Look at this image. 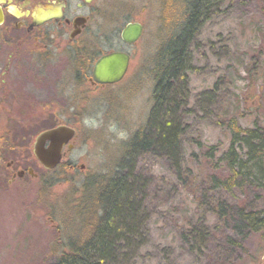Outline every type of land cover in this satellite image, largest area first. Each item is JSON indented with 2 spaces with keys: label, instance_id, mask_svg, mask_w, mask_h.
<instances>
[{
  "label": "rangeland",
  "instance_id": "1",
  "mask_svg": "<svg viewBox=\"0 0 264 264\" xmlns=\"http://www.w3.org/2000/svg\"><path fill=\"white\" fill-rule=\"evenodd\" d=\"M105 1L103 14L119 22L104 30V38H110L115 28L120 32L126 23L142 27L135 46H123L116 40L104 44V49L131 55L135 75L121 85L87 95L88 117L79 124L75 147L53 171H44L18 137L25 132L32 143L40 129L53 123H7L17 140V149H7L6 160L19 158L30 164L36 179L16 178L10 182L16 168L6 170V162H0V264H54L69 242L82 243L90 236L101 215L96 210L93 193L97 187L92 180L113 174L132 133L145 128L154 72L161 66L160 52L164 50L168 56L172 51V42L184 30L194 2ZM206 10L185 46L189 56L188 100L181 117L185 131L181 144L183 166L191 174L184 173L187 178L181 180L166 158L152 154L139 157L134 177L145 184L148 177L151 183L145 201L148 241L131 264H207L210 254L213 260L223 256V246L218 245L232 234L224 232L220 221L202 205V190L210 189L209 176L225 177L227 173L215 169L201 153L209 146H217L220 153L227 149L230 138L224 125L232 116L242 127L258 124L264 128V0L213 2ZM165 63L168 68V61ZM215 88V93L209 94ZM74 106L81 109L79 103ZM234 193L228 196L213 190L208 196L231 205H240V201L253 205V193ZM198 225L214 234L200 251L189 252L185 239ZM244 252L232 264H264V244L258 237L245 241ZM201 253L205 256L200 258Z\"/></svg>",
  "mask_w": 264,
  "mask_h": 264
},
{
  "label": "trees",
  "instance_id": "2",
  "mask_svg": "<svg viewBox=\"0 0 264 264\" xmlns=\"http://www.w3.org/2000/svg\"><path fill=\"white\" fill-rule=\"evenodd\" d=\"M224 1L192 2L185 28L172 42V51L168 56L164 50L160 52L161 66L154 72L151 107L145 128L132 133L115 164L113 174L101 175L92 180L97 187V192L93 193L98 205L96 210L101 215L91 229L90 236L82 243L69 242L54 264H131L141 253L146 239L148 241L145 220L147 216L148 223L149 214L148 211L146 214L145 201L151 183L148 177L147 184L134 177L136 163L140 156L152 154L166 158L179 179L187 178L184 173L191 174V170L183 166L181 144L185 133L181 117L183 111L187 110L188 100L186 63L189 56L185 46L191 42L207 6ZM165 61H168V68ZM215 91L216 88L209 94ZM224 127L230 138L227 149L220 153L217 146L204 147L201 157L215 169L225 170L227 174L225 177L216 174L209 176L210 189L202 190V205L220 221L224 232H231L232 235H226L225 241L218 245L223 246V256L213 260L210 254L207 264H232L239 261L245 253V241L252 236L258 237L264 244V128L258 124L242 127L235 116L230 117ZM213 190L222 191L228 196H234L235 190L253 193V205H256L248 206L243 201H240L241 206L231 205L227 200L209 197L208 194ZM90 193L88 191V195ZM189 233L190 237L185 239L189 252L200 251L214 234L199 225ZM231 249L234 252L229 253ZM215 253L220 254L218 247ZM203 256L201 253L199 257Z\"/></svg>",
  "mask_w": 264,
  "mask_h": 264
},
{
  "label": "flooded vegetation",
  "instance_id": "3",
  "mask_svg": "<svg viewBox=\"0 0 264 264\" xmlns=\"http://www.w3.org/2000/svg\"><path fill=\"white\" fill-rule=\"evenodd\" d=\"M105 5V0H0V162H6V170L16 168L10 182L16 178L36 179V174L19 158L6 160V151L17 149V140L7 123H53L40 129L32 143L27 133L18 135L31 153L42 132L59 126L73 129V138L62 146L63 162L69 149L75 147L79 124L88 117L87 95L96 91L99 94L134 77L131 55L104 49V44L116 40L123 46H135L142 27L140 37L131 44L121 39L129 23L104 38V30L119 22L103 14ZM111 53L127 55V69L119 82L102 85L95 81L93 69L99 58ZM77 103L81 109L74 106ZM48 145L46 142L44 146Z\"/></svg>",
  "mask_w": 264,
  "mask_h": 264
},
{
  "label": "water",
  "instance_id": "4",
  "mask_svg": "<svg viewBox=\"0 0 264 264\" xmlns=\"http://www.w3.org/2000/svg\"><path fill=\"white\" fill-rule=\"evenodd\" d=\"M141 35L138 23H129L121 33V39L126 44L137 41ZM128 57L123 53H111L97 60L93 69L96 82L102 85H112L119 82L126 72ZM75 132L69 127L59 126L42 132L35 140L33 155L38 164L46 171L54 170L62 159V146L69 142ZM49 145L45 147V143ZM70 151V149H69ZM30 175L31 171H30Z\"/></svg>",
  "mask_w": 264,
  "mask_h": 264
}]
</instances>
